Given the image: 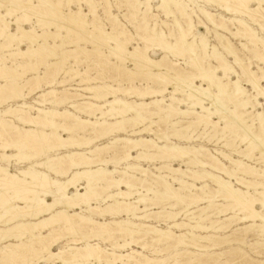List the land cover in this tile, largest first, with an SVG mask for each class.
<instances>
[{
	"label": "bare ground",
	"instance_id": "obj_1",
	"mask_svg": "<svg viewBox=\"0 0 264 264\" xmlns=\"http://www.w3.org/2000/svg\"><path fill=\"white\" fill-rule=\"evenodd\" d=\"M40 1L41 6L36 5L33 0H0V38L4 40V44L0 45V50L16 44L18 51L10 52V56L17 54L23 59L30 57L28 61L34 60L36 64L39 60H43L42 58L56 57L57 50L63 44L60 47L54 45V50H48L47 45L39 42L40 36L35 33L34 29L28 30L20 25L24 22L29 23L34 17L41 18L43 15L40 14V10L48 8L58 18L55 22L58 26H63L67 31L80 33L86 41H91L100 49L105 46L109 55L122 61L123 65L128 62L132 63L135 66L134 69L144 75L140 82L149 76L148 80H154V87L140 89L132 86L130 89H121V87L116 89L104 83L90 86L85 91L88 90L91 93L88 98L93 101L72 105L74 112L57 109L55 107L59 99L56 96L57 92L49 90L39 96L41 99L36 101L35 105L23 103L16 108L0 112V139L3 140L0 145L3 152L0 156L3 161L15 158L20 162L29 163L37 156H47L55 149L75 148L79 150L69 154L47 156L45 160L30 163L28 168L21 169L17 173L0 165V255L2 256L0 264H6V262L9 264H159L164 260L150 258L143 252L135 250V246H140L145 251L150 245L144 241L150 239L153 244H163L166 248H176L182 245V247L196 250L209 249L210 246H204L201 242L204 243L203 241L211 236H198L191 232L179 235L173 231L158 230L152 225L137 224L122 218L131 217L138 221L165 218L163 222L169 220L175 222L169 229L184 227L192 229V232L194 230L203 233H208L213 229L215 231L225 230L231 226L230 223L229 227L227 225L219 227L220 222L217 221H212L210 224L197 222V211L187 209L184 211L185 216L189 221L196 220V225L192 226L191 222L178 223L176 219L180 213L167 211V206L162 205L167 200L174 201L171 204L173 209L180 204L189 207L203 203L208 206L202 207L201 210L206 211L217 207L215 209L218 211V216H227L230 211H237L242 215V217L238 216V221L252 220L254 224L250 226L251 228L257 225L256 222H261L260 225L264 228V171L248 167L244 161L236 160L224 151H215L214 154L204 146L193 145L191 141H195L196 138L191 137L190 134L185 136L189 132L195 133L203 126L205 129L220 128L223 131L235 127L244 134L245 141L249 143L252 152L258 150L263 159L264 109L257 111V108L264 104L258 101L260 97L264 100V86L261 85V82H264V69L257 66L261 73L259 76L258 71L251 68L252 63L250 61L246 63L239 55L240 51L236 50L232 41L219 33L221 30L231 32V35L242 41L243 48L254 56L252 58L263 65L264 39L259 36L258 32L242 19L230 17L227 19L222 16L217 19L211 12L203 11L202 13L217 30L215 36L220 40L226 53L224 54L217 46L211 48L206 37L199 39L196 37V26L192 16L180 1L162 0L157 10L174 19L178 27L175 43H171L168 36L158 32L156 27L150 28L147 23L139 27L143 33L139 35V40L148 45L152 44L163 52L172 53L174 56L175 54L184 57L186 55L188 64L194 71L187 74L176 70L177 65L174 63L170 67L163 68L167 56L155 62L147 57V50L135 47L131 51L129 45L132 37L121 38L124 36L123 31H117L113 35L102 28L96 29V31L99 30V36L93 33L90 35L85 29L86 15L82 14V8L75 17L71 10L67 14L63 13L62 1L58 3H51L49 0ZM153 1L135 0L134 3H130V7L133 11L140 13V7L144 6L146 10L141 12V15L146 17L152 9ZM207 1H210V4L211 2L217 4V7H221L229 14L248 17L264 32V0H230L233 4H228L227 0ZM72 3V0H68L64 5L70 8ZM252 4H256L257 7L253 8ZM6 5L7 12L3 13L2 8ZM13 16L18 17L15 20L17 32L9 31L14 22H9L6 18ZM109 16L114 19L115 23L117 22L113 14L110 13ZM232 23L236 32L231 31L232 29L228 26ZM200 25H204L203 21H200ZM55 38L63 39L64 36L57 33ZM25 43L30 45L27 51L20 49ZM227 58L234 60V64L246 78L247 84L249 83L257 93L256 96L251 95L252 93H249L242 85L239 73ZM5 59L3 58L2 61L4 62ZM61 59L63 60L56 63L58 70L63 68L67 60L65 57ZM4 64L8 71L10 66ZM51 66L48 64L47 70ZM126 70L132 74L131 70ZM154 70L158 72L155 73ZM232 73L237 76L236 81L231 79ZM2 75L3 73L0 72V77ZM119 78L113 80L118 86L121 84ZM39 79L40 76L35 77L36 82ZM91 80L95 79L88 81L91 82ZM198 80L202 84L199 85ZM17 86L13 85L16 93L14 97L22 99L24 94L22 95L19 90L21 87ZM171 86L175 88L173 91H170ZM119 93L140 101L122 99L118 97ZM166 94H169L168 100H166ZM147 99L152 101H146ZM47 104L53 108H45ZM33 113L37 114L33 115ZM77 113L86 114L95 118V121L83 119ZM252 114H254L252 124H249L247 117ZM9 115L15 116L20 123L36 127L37 130L24 129L23 131L17 125H9L3 119ZM153 117L158 118V122L152 121ZM59 119L63 120V124L58 122ZM109 120H114V122L109 123ZM146 122L150 124L145 125ZM160 124L169 127L168 132L154 130V126L160 128ZM257 124L259 127L255 126ZM128 128L140 129V131L133 132L148 134L155 138L142 137L134 140L115 137L109 144L89 149L96 137L109 136L117 132L125 134ZM60 129H63L69 136L66 138L61 135ZM79 131L85 134L81 140H77L74 135ZM5 135L8 138H5ZM87 136L90 138L87 139ZM172 137L176 138L179 143L173 142ZM13 150L16 154H9V151ZM104 154L111 155L110 159H105ZM238 154H243V152ZM221 159L227 161L230 167ZM145 161L153 164L165 163V165L156 166L155 173L142 166ZM174 161L181 162L187 166V169L171 167L172 164L169 165V163ZM123 162L126 164L123 169H111L112 164ZM168 179L179 187L174 186ZM234 180L243 186V189L235 187L232 182ZM218 198L222 199L224 204H216L215 200ZM151 204L160 207L161 210L154 213L148 212ZM257 206H260L263 211H260ZM71 210L76 211L72 213ZM95 217L102 218V221H98ZM226 220H234V216ZM63 230L77 234L80 238L75 241L84 243V245L79 246L73 243L75 245L67 249L53 251V248L66 237L60 234ZM83 232L88 234L85 235ZM189 234L191 238L188 237ZM50 237H54L53 241L49 240ZM14 240L17 243H14ZM100 240L105 243L109 242L111 249H105L98 243H92V241ZM215 243L213 242L212 245L210 243V249L219 245ZM156 253L157 251L154 254ZM44 254L47 255L44 256ZM191 254L186 250L176 256L185 258ZM188 259L186 264H202L199 263L200 259L190 257Z\"/></svg>",
	"mask_w": 264,
	"mask_h": 264
},
{
	"label": "rangeland",
	"instance_id": "obj_2",
	"mask_svg": "<svg viewBox=\"0 0 264 264\" xmlns=\"http://www.w3.org/2000/svg\"><path fill=\"white\" fill-rule=\"evenodd\" d=\"M49 1L51 3H58L60 1H62L63 2V7H62L63 13L67 14L71 10L75 17H76V13H79V11L81 10L80 8H82V14L86 15V17H85L86 22L85 23L87 26L85 25V29L90 35H92V33H93V34L99 36V34H98L99 30L96 31V29H102V28L105 29V31L112 33L113 35H115L117 31H119V32L123 31L124 36H121V38H124L125 36L126 37H132V40H131L130 45H129V48L131 51H133L135 47H140L143 50H147V57L152 59L155 62H159L162 60V58L164 56H167L166 62L164 64L165 66L163 68L170 67L171 64L174 63L177 65L175 67V69L178 71H181V72H184L187 74L194 72L192 70V68H190L191 66H189V64H188L189 61H188V58L186 57V55H185V57L183 55L179 56V54H175V56H174V54H172V53L163 52L158 47H155L152 44L148 45V43L143 42L142 40H139L140 39L139 35H143V33L139 27H143L145 25V23H147L150 28L156 27L158 32L164 33L166 36H168V39L171 43H175V36L178 34V27H177L176 23L174 22V19L171 16L167 17L162 11L157 10V7L162 4V0H154L151 3L152 9H151L150 13L148 15H146V17L141 15V12H144L146 10L144 6L140 7V13L133 11V9L130 7V3H134L135 0H72L73 3H72V6L70 8L67 7V5H64V4H66V2L68 0H49ZM178 1H180L187 8L188 12L191 14L192 20L194 21L193 23L196 26L195 27L196 37L198 39L200 37H206L208 39V41L210 42L209 44L211 45V48L213 46H217L219 48V50L224 54H226V53L220 44V40L215 36L216 35L215 32L217 30L208 21L207 17H205V15L202 13L203 11L211 12L212 14L215 15V17L217 19H219L221 16L225 17L227 19H229V17L242 19V20L246 21L249 25H251L253 27V29L258 32L259 36L262 39H264V32L261 31L260 27L257 26L255 23H253L246 16H239V15L235 16L232 13L229 14L226 11H224L221 7H219V6L217 7V4L212 3V2L210 4V1H207V0H178ZM33 2L36 5H40V6L42 5L41 4L42 2L40 0H33ZM141 2H145V0H141ZM227 2H228V4H233V2H230V0H227ZM252 5H253V8L257 7L256 4H252ZM40 11H41L40 14L43 15V16H41V18L37 19L36 17H34L29 21V23L24 22L23 24L20 23V25H22L24 28H26L28 30L34 29L35 33L40 36L39 42L42 44L44 43L45 46L47 45L48 47L46 46V49H48V50H54L56 45L59 47L62 44L63 45L56 52L58 57L57 56L53 57V58L48 57V59H47V57L42 58L43 60H39L38 64H36V62L34 60L33 61L31 60V62H29L28 59L30 60V57L24 58L25 59L24 60L22 57H20L17 54L10 56V52L16 53L18 51L16 44L11 45L10 48H3L0 50V62H1L0 67H2V68H0V72L3 73V75H2L3 78L0 77L1 78L0 79V112L6 111L10 108H16L17 106H20L23 103L35 105V102L38 101L39 99H41V98H39V96L43 93L48 92L49 90H56V92H57L56 93L57 99L59 98L57 100L58 105L55 106L57 109L69 110L71 112H74L75 109L71 107L72 105L84 104V102L87 103V102L93 101L91 99L89 100V98H88V96L89 97L91 96V93L88 92V90L85 91V89L87 87H90V86L101 85L104 83L106 85H111L116 89L119 87H121V89H130V87H132V86L138 87L140 89H147V87L148 88L154 87V80H151V79L148 80L147 77H149V76H147L146 79L143 80V82H140V79H142V77L144 75L140 74V72H138L136 69H134L135 66L132 63L128 62L125 65H123L122 61L117 60L114 57L109 55V51L107 50V48L105 46L100 49L97 47L96 44L92 43L91 41L87 40L88 41L87 42L86 39H84V37L80 33L75 32V31H70V30L67 31L64 29L63 26H61V25L58 26L55 23L56 21H58L57 20L58 18L55 17L54 14H52V12L49 11L48 8H43ZM2 12L3 13L7 12V5L2 8ZM110 13L113 14V17L117 18L116 23L114 22V19H112L109 16ZM18 15H20V14H18ZM143 17L145 18V22H144ZM6 19L9 22L13 21L15 24V25L13 24L10 26L9 31L17 32V23L15 20H17L18 17L13 16L10 18L7 17ZM200 21H203L205 26L200 25ZM181 23H182V21H181ZM93 25H94V27H93ZM233 25L234 24L232 23V25L229 24L228 26L230 27V29H232L231 31L236 32L237 30H236V28H234L235 26H233ZM57 33L64 36V38L63 39H61V38L56 39L55 34H57ZM219 33L222 34L224 37L229 38L232 41L236 50L238 52L240 51L239 55L242 58H244L245 62L249 63V61H250L252 63L251 68L254 71H258L257 66L263 67V69H264V64L261 65V63L259 61L257 62V60L255 58H252L254 56H252L248 50L243 48L242 41L239 38L234 37L233 35L230 34L231 32H228L227 30H224V31L221 30ZM243 43H245V42H243ZM2 44H4V40L2 38H0V45H2ZM54 45H55V47H54ZM109 45H110V43H109ZM29 46H30L29 44L25 43L24 46L20 47V49L27 51ZM84 49H85V51H84ZM99 50L101 51V54H100ZM94 51H95V53H93ZM96 51H98V52H96ZM62 53H65V55L62 56L61 55ZM86 53H87V55H86ZM98 54H99V56H98ZM64 57L67 58V60L65 61L63 68L61 70H58L56 68V67H58V65H56V63L63 60L61 58H64ZM3 58H6L5 59L6 62L2 61ZM227 59H228L229 63L233 66V68L239 73L242 85L245 86V88L247 89V91H249V93H252L251 95L256 96L257 93L253 90V88L251 87V85L249 83L247 84L246 78H244L242 76L241 71L234 64V60L231 58H227ZM211 62L215 64L214 61H211ZM4 63H6V65L8 67L10 66L8 71L5 69ZM48 64L52 65V66H51V68H49L47 70ZM54 65H55V67L53 68ZM115 67H117V68H115ZM34 68L36 69L35 71L32 70ZM118 69H120V70H118ZM126 69L131 70L132 74L128 73V71ZM153 72L157 73L158 71L154 70ZM68 73H70V74H68ZM258 73H259V76H261V73L259 71H258ZM133 74H135V75L137 74V75L134 76ZM220 75H223V74H220ZM36 76L37 77L40 76V79L37 82L35 80ZM75 77H77V78H75ZM133 77H135V78H133ZM230 77L233 81H236L238 79L234 73H232L230 75ZM31 78H33V79H31ZM118 78L121 79L120 86H118L117 83H115L113 81L114 79H118ZM30 79H31V81H30ZM89 79H95V80L94 81L91 80V82H89L88 81ZM86 82H87V84H85ZM132 82H134V83H132ZM197 83L199 85L202 84V82L199 80L197 81ZM13 85H16V86L18 85L17 87H19V88L21 87L19 90L22 93V95L24 94L23 95L24 99H23V97H22V99L14 97L16 93L13 90L14 89ZM261 85L264 86V82H261ZM205 87H207L206 84H205ZM174 89L175 88L171 86L170 91H173ZM118 97L125 99V100H128V101H140L137 98L127 97V95H124V93H123V95H122V93H119ZM165 97H166V100H168L169 94H166ZM47 99H50V97H47ZM111 100H113V98ZM146 101L151 102L152 100L147 99ZM258 101H260L261 103L264 102L262 97H260V99H258ZM99 103H102V102H99ZM59 104H60V106H59ZM48 107L53 108V106L47 104L45 108L48 109ZM231 107H233V106H231ZM263 109H264V104L262 106H259V108H257V111H263ZM36 114L37 113H33V115H36ZM77 114H78V116L82 117L83 119L95 121V118H91L90 116H88L86 114H82V115L79 113H77ZM253 115L254 114L250 115L251 117L250 116L247 117L249 124H252ZM15 118H16L15 116L9 115V116L4 117L3 119H5L9 125H11V126L17 125L19 127V129H21L23 131H24V129L34 130V131L37 130L36 127L20 123ZM152 119H153L152 121H155V122H158V120H159L158 118H155V117H153ZM109 121H110L109 123L114 122V120H109ZM58 122L63 124V120H61V119H59ZM146 124L149 125L150 122H146L145 125ZM222 125H224V124L222 123ZM163 126H164L163 124H160V126H159L160 128H158L157 126H154V130L168 132L169 127H167V126L163 127ZM255 126L259 127V124L255 125ZM39 129L43 130L41 128H39ZM132 129L133 128H128V132L125 134H124V132H117L114 134H110L109 136L106 135L107 137L101 136L102 138L101 137L97 138L96 136H92V137H96V138L94 139V142L89 146V149H95L96 147H100V146H104L106 144H109L110 142H112V140L115 137L128 138V139H134V140L140 139L142 137H144V138H148V137L149 138L150 137L155 138V136H150L148 134H136L133 131H140V129H136V128H134V130H132ZM45 131H47V130H45ZM59 133L66 138L69 136V134H66L63 131V129H60ZM76 133H74V135H76L77 140H81L82 137L85 136V134L81 131H79V133H77V134ZM189 134L191 135V137L196 138L195 141H191L193 145L204 146L214 154H215V151H224V152L230 154L234 159L244 161V163H246L248 165V167H254V168L258 169L259 171H264V161H263L264 157L262 159V154L258 150L252 152L253 150L251 149L249 143L247 141H245L244 134L235 127L232 128L231 130L227 129L226 131H223L220 128H217V129L206 128L205 129V127L203 126V127H200L198 130H196L195 133L189 132L185 136H188ZM4 137L8 138L7 135H5ZM88 138H90V136H87V139ZM99 139H101V140L99 141ZM171 139L173 142H177L176 138L172 137ZM2 143H3V140L0 139V145ZM177 143H179V142H177ZM181 144H185V142H181ZM83 150H86V149H83ZM74 151H79V150L75 149V148H71L68 150L67 149L66 150L65 149H55V151L54 150L50 151L47 154V156L53 157V156H58V155H63V154H69V153L74 152ZM2 152H3V149L0 148V155L2 154ZM26 152L29 153L28 150H26ZM241 152H243L244 155L238 154ZM9 154H16V151L15 150L9 151ZM106 155L107 154H104L103 157L105 159H110L109 156L111 157V155H107V156ZM245 155H247L248 157H246ZM47 156H37L38 158L37 157L34 158L35 160L33 159V161H31L29 163L20 162L15 158H13L10 161H3L1 159V156H0V165L8 168L13 173H17L21 169L28 168L30 166L29 165L30 163H36V162H41V161L45 160L47 158ZM221 160L223 161V163L227 164L230 167V164L227 161H225L223 159H221ZM125 165L126 164L124 162L122 164L114 163L111 165V169H115V168L123 169ZM164 165H165V163H157V164L154 163L153 164V163H147L146 161L144 163H142L143 167L149 168L152 172H155L156 166L161 167ZM169 165H171V167H173V168L182 167L184 169H187V166L183 165L181 162H178V161H174L173 163H169ZM226 179H228V178L226 177ZM168 180L172 184H174V182L172 180H170V179H168ZM232 182L234 183L235 187H237V188L242 187V189H243V186H240L239 184H237L235 182V180ZM81 184H84V183L81 182ZM209 184L212 185L211 183H209ZM199 185L201 186L202 184H199ZM174 186L177 187L178 185L175 183ZM245 190H247V189H245ZM251 192H253V191L251 190ZM151 196L153 197V195H151ZM215 202L218 205L224 204V201L220 198L216 199ZM173 203H174L173 200L172 201L167 200V201L163 202L162 205L167 206L166 207L167 211H171L175 214L180 213L176 219V222H178V223H190L191 222L190 224L192 226L196 225V220L189 221L188 218L185 216L184 211L187 209L190 211H192V210L197 211V216H196L197 222L210 224L212 221H217V222H220L218 224L219 227L222 225L223 226L227 225L229 227L230 223H231V226L225 230L215 231L213 229V230L209 231L208 233H203V232L194 231V230L192 232V229L189 230V228H184V227L170 228L169 229V227L172 226L175 222H173L172 220H169L170 222L169 221L163 222L164 220H166L165 218L164 219L160 218L162 220H160V219L157 220V219L153 218L152 220H149V221H145V220H139L138 221V220L131 219V217L130 218H122V219H127L129 221L135 222L137 224H149V225L156 227L158 230L173 231L175 234H179V235H181L183 233H187V232H191V234L194 233L198 236L209 235L212 238L210 237L209 239L203 241L204 243L201 242L202 245L207 246V247L208 246L211 247L213 242L214 243L216 242L215 244H217V245L219 244L216 248L213 247L212 249H210V247H209V249L205 248V249H200V250H196L195 248H186L184 246L182 247V245H180L176 248H174V247L166 248V245L159 244L160 245L159 246L158 244H153L150 239H146L144 242L148 243L150 245V247L147 250L143 251L140 246H135V248H134L135 250L143 252V254L147 255L150 258L164 260L163 261L164 263L161 262L159 264H162V263L163 264H176V263L186 264V262H188V260H189L188 259L189 257L191 259H196V258L200 259L201 261L199 260V263H202V264H264V231L260 230V229L264 230V228L260 225L261 222H256L257 225L254 226V228H255L254 229L253 227L252 228L250 227L252 224H254V222H252V220L246 221V222L238 221V219H239L238 216L242 217V215H240L239 212H237V211H234V212L230 211L227 216H225V215H219L218 216V211L215 209L217 207L211 208V209L206 210V211L201 210L202 207L208 206V204L201 203V204H198L196 206H189V207H187L185 204H183V205L180 204L177 206L178 208L176 207L173 209V208H171V204H173ZM94 206H95V203H94ZM257 208L260 211H263V210H261L260 206H257ZM197 209L198 210L200 209V210L198 211ZM160 210H161L160 207L151 204V205H149V208L147 211L154 213V212H157ZM75 211L76 210H71L72 213H74ZM236 215H237V217H235ZM232 216H234V220H226L227 218H231ZM95 219H97L98 221H102V218H99V217H95ZM99 219H101V220H99ZM163 223H165V224H163ZM248 226L250 227V229L249 228L246 229V227H248ZM45 233H47V232H45ZM83 233L85 235L88 234L87 232L86 233L83 232ZM60 234L65 235L66 237L63 238L62 239L63 241L61 240L60 243L53 248V251H59L61 249H67L70 246H73L75 244H79V246L84 245V243H78L77 241H75V240H79V238H80L79 236H77V234H75V235L71 234V232H69L68 230L60 231ZM188 237L191 238L190 234ZM214 237L217 239H215ZM53 238L50 237L49 240L53 241ZM208 240H210L212 242H210V241L208 242ZM15 241H13V242L17 243V241L16 242ZM67 242H68V244H67ZM71 242H72V244H71ZM73 243H75V244H73ZM92 243L93 244L98 243L105 249H111V244L109 242L105 243V242H102L100 240V241H92ZM210 243H211V245H210ZM161 250H163V251H161ZM186 250H188L189 252L192 253L191 256L187 255V257L185 256V258L176 256V254L183 253ZM126 251H128V250H126ZM156 251H157V253L154 254ZM128 252H132V251L129 250ZM158 253H159V255H158ZM200 253H201V255H199ZM218 254H220V255H218ZM45 255H47V254H44V256ZM215 255H216V257H214ZM174 256H176V257H174ZM210 256L212 257V259ZM217 257H220V258L218 259ZM1 258H2V256L0 255V259ZM206 260H208V261H206ZM211 261H213V262H211ZM7 263L8 262H6V264ZM40 264H45V263H40Z\"/></svg>",
	"mask_w": 264,
	"mask_h": 264
},
{
	"label": "crops",
	"instance_id": "obj_3",
	"mask_svg": "<svg viewBox=\"0 0 264 264\" xmlns=\"http://www.w3.org/2000/svg\"><path fill=\"white\" fill-rule=\"evenodd\" d=\"M15 241V240H14ZM16 242V241H15Z\"/></svg>",
	"mask_w": 264,
	"mask_h": 264
}]
</instances>
